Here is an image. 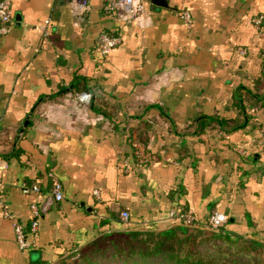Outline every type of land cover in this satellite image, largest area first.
I'll list each match as a JSON object with an SVG mask.
<instances>
[{
    "label": "crops",
    "instance_id": "0c3cea01",
    "mask_svg": "<svg viewBox=\"0 0 264 264\" xmlns=\"http://www.w3.org/2000/svg\"><path fill=\"white\" fill-rule=\"evenodd\" d=\"M141 1L145 12L131 16L117 0H10L12 20L0 25V264H56L101 231L163 230L183 211L201 226L224 212L226 231L264 241V38L252 21L264 0ZM103 31L122 36L106 53ZM81 91H92L89 103ZM54 181L64 197L23 250L15 220L28 224L30 203Z\"/></svg>",
    "mask_w": 264,
    "mask_h": 264
},
{
    "label": "trees",
    "instance_id": "16d2710c",
    "mask_svg": "<svg viewBox=\"0 0 264 264\" xmlns=\"http://www.w3.org/2000/svg\"><path fill=\"white\" fill-rule=\"evenodd\" d=\"M245 114V106L240 105ZM212 117L202 116L200 124ZM232 128L245 125L235 122ZM142 137L140 140H144ZM184 213L188 211H183ZM182 212V213H183ZM30 223V222H29ZM28 223V224H29ZM28 224L25 226L27 227ZM224 226V225H223ZM189 225L184 220L166 229L101 231L62 258L60 264H264V241ZM202 243H213L214 247ZM69 256L72 258L70 263ZM68 257V258H67Z\"/></svg>",
    "mask_w": 264,
    "mask_h": 264
},
{
    "label": "built area",
    "instance_id": "2783aa9c",
    "mask_svg": "<svg viewBox=\"0 0 264 264\" xmlns=\"http://www.w3.org/2000/svg\"><path fill=\"white\" fill-rule=\"evenodd\" d=\"M84 1V0H83ZM117 3L121 4L122 6L128 7L130 11L131 16H139V14L144 13L146 10V4L143 3L141 0H117ZM12 6L10 0H0V25L4 24L7 25L12 20ZM185 23L187 26H190L191 18H190V12L187 10H184L183 13H181ZM253 24L256 26V28L260 31L261 35L264 38V15L263 14H256L253 19ZM46 24L50 23V19L45 20ZM122 39L121 34L119 33H110L109 31H103L99 35V38L97 40V46L99 50L102 53H106L107 50H110L111 48H114L117 44L120 43ZM238 51L241 55L246 54L245 48H238ZM262 56L264 57V50L262 51ZM76 97L83 101L84 103H89L91 98L93 97L92 91H81L76 93ZM263 132V138H264V130ZM135 154L137 157L141 160H145L146 153L144 151L143 145L135 144ZM23 191L27 193H36L39 194L41 192V188L39 184H31V183H24ZM49 195L45 198V200L37 204L36 202L30 203V209L33 214V218L26 227L22 221L16 219L14 223V233H15V239L18 241V244L21 249H32L37 244V236H38V223L39 218L42 215V213L46 212L50 206L54 205L56 202H60L64 197V189L62 185L54 181L50 187H49ZM122 216L125 219L130 218V212L127 210H122ZM4 215H6L9 218L14 217V214H11L5 207H4ZM181 220H184L185 223H188L189 225L195 224L197 219L193 214H190L188 212L181 213L180 215ZM228 221V215L224 212H213L208 221L203 225L205 228H210L214 230H221L222 226L225 224V222Z\"/></svg>",
    "mask_w": 264,
    "mask_h": 264
},
{
    "label": "rangeland",
    "instance_id": "374dc122",
    "mask_svg": "<svg viewBox=\"0 0 264 264\" xmlns=\"http://www.w3.org/2000/svg\"><path fill=\"white\" fill-rule=\"evenodd\" d=\"M202 244H203V246L214 247L213 243H202ZM70 261H72V258L69 256L68 261H66V262L70 263ZM56 264H60V262H58Z\"/></svg>",
    "mask_w": 264,
    "mask_h": 264
},
{
    "label": "water",
    "instance_id": "95a60500",
    "mask_svg": "<svg viewBox=\"0 0 264 264\" xmlns=\"http://www.w3.org/2000/svg\"><path fill=\"white\" fill-rule=\"evenodd\" d=\"M153 1H156V2H161V3H162V0H153Z\"/></svg>",
    "mask_w": 264,
    "mask_h": 264
}]
</instances>
